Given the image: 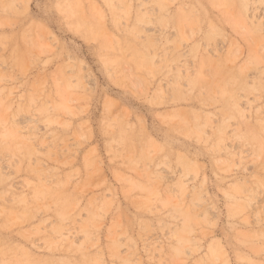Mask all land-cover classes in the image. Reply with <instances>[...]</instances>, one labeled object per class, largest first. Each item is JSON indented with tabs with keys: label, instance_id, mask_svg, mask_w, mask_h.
Instances as JSON below:
<instances>
[{
	"label": "rangeland",
	"instance_id": "374dc122",
	"mask_svg": "<svg viewBox=\"0 0 264 264\" xmlns=\"http://www.w3.org/2000/svg\"><path fill=\"white\" fill-rule=\"evenodd\" d=\"M0 264H264V0H0Z\"/></svg>",
	"mask_w": 264,
	"mask_h": 264
}]
</instances>
